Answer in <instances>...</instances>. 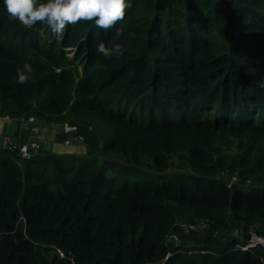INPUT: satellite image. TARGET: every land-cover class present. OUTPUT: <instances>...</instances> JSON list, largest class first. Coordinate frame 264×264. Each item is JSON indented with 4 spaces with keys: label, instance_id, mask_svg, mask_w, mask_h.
<instances>
[{
    "label": "trees",
    "instance_id": "obj_1",
    "mask_svg": "<svg viewBox=\"0 0 264 264\" xmlns=\"http://www.w3.org/2000/svg\"><path fill=\"white\" fill-rule=\"evenodd\" d=\"M26 116L70 119L86 151L0 145V264H264L221 235L264 237V0H131L61 34L0 0V117Z\"/></svg>",
    "mask_w": 264,
    "mask_h": 264
},
{
    "label": "clouds",
    "instance_id": "obj_2",
    "mask_svg": "<svg viewBox=\"0 0 264 264\" xmlns=\"http://www.w3.org/2000/svg\"><path fill=\"white\" fill-rule=\"evenodd\" d=\"M3 3L8 14L25 26L40 22L50 27L53 33L61 34L66 25L84 20L94 21L97 28L107 30L124 17L131 0H3ZM96 50L106 57L123 55L120 43L107 47L99 41ZM31 72L32 65L28 62L18 66V82H26ZM0 145L2 147V141Z\"/></svg>",
    "mask_w": 264,
    "mask_h": 264
},
{
    "label": "crops",
    "instance_id": "obj_3",
    "mask_svg": "<svg viewBox=\"0 0 264 264\" xmlns=\"http://www.w3.org/2000/svg\"><path fill=\"white\" fill-rule=\"evenodd\" d=\"M41 123H30L23 118L5 119L0 117V142L2 135L6 133L13 139L19 141H28L32 139L38 140L41 143L44 141V144L47 145V148L52 152H70L79 154L82 153L81 150L83 146H80V143L78 145L76 143L73 145H64L63 143H57L55 141L57 127L51 123V125L48 124L42 127ZM66 137H68V135Z\"/></svg>",
    "mask_w": 264,
    "mask_h": 264
},
{
    "label": "built area",
    "instance_id": "obj_4",
    "mask_svg": "<svg viewBox=\"0 0 264 264\" xmlns=\"http://www.w3.org/2000/svg\"><path fill=\"white\" fill-rule=\"evenodd\" d=\"M8 118V117H7ZM27 122H36L37 119L34 116L23 117ZM60 129L63 133L68 135L63 141L64 145H72L74 143H82L83 136L77 132L78 127L74 123L64 122ZM2 147L10 151H16L21 158L28 159L32 157L40 148L37 140H28L25 142H16L9 135H4L2 138ZM236 175L230 176L227 180V187L232 188L236 182ZM185 226V225H183ZM189 228H194L196 225H188ZM262 244L264 246V237L258 236L254 232H250V239H248L245 244H237V247L242 249L253 247L256 244Z\"/></svg>",
    "mask_w": 264,
    "mask_h": 264
},
{
    "label": "rangeland",
    "instance_id": "obj_5",
    "mask_svg": "<svg viewBox=\"0 0 264 264\" xmlns=\"http://www.w3.org/2000/svg\"><path fill=\"white\" fill-rule=\"evenodd\" d=\"M58 70V69H57ZM57 72V71H56ZM2 118H5V119H7V117H2ZM36 119H37V121L36 122H30V123H41V126L43 127L44 125H48V124H54L56 127H57V129H56V135H55V141L57 142V143H59V144H61V143H63V141H64V139H65V137H61V133H60V131H61V129H60V126H61V124L62 123H64V122H69L70 121V119H66V120H64V122H59V123H56V122H51V121H45V120H42V119H40L39 117H36ZM70 123V122H69ZM38 124V125H39ZM50 124V125H51ZM4 135H8V134H3L2 135V137H1V141H2V138L4 137ZM10 136V135H9ZM11 139H13L12 137H11ZM14 141H16V142H25V141H19V140H16V139H13ZM38 141V140H37ZM43 141V140H42ZM1 143V142H0ZM38 143H39V145H40V148H43V149H47V150H49L48 148H47V145H45L44 143V141L41 143L40 141H38ZM83 143V142H82ZM82 143H80V146H83V148H82V153L84 154V152L86 151V147H85V145H83ZM75 144V143H74ZM77 145L79 144V143H76ZM44 145V146H43ZM71 145V144H70ZM73 145V144H72ZM50 151V150H49ZM50 152H52V151H50ZM237 179H236V185H242L243 184V177L241 176H238V174H237ZM246 184H248L247 182H245ZM235 185H233V187H234ZM176 217H180V216H177L176 215ZM179 225H180V227H182L183 228V230H184V232H186V234H187V232L189 231V229H198V231H203L202 229L203 228H205V227H207L208 226V222H206V221H199V220H195L194 222H191L189 219H187V218H179ZM183 225H185V226H183ZM188 225H196V227H194V228H189L188 227ZM246 233H250V231L249 230H247V232ZM222 238L223 239H227V238H231L234 242H235V245H237V244H242V241H245L246 240V234H245V230H243V229H241L240 227H237V228H234L233 230H226V231H224V232H222ZM179 243H184L185 241H184V239H178V238H175ZM248 239H250V236H248V238H247V240ZM191 244H194V240L193 239H191V240H189V242H188V244L187 245H191ZM262 245V244H261ZM263 246V245H262ZM264 247V246H263Z\"/></svg>",
    "mask_w": 264,
    "mask_h": 264
}]
</instances>
